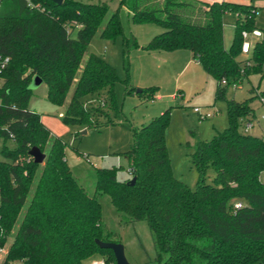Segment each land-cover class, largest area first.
<instances>
[{"label":"trees","instance_id":"1","mask_svg":"<svg viewBox=\"0 0 264 264\" xmlns=\"http://www.w3.org/2000/svg\"><path fill=\"white\" fill-rule=\"evenodd\" d=\"M122 7L134 23H155L164 29L143 46L145 50H191L216 78L217 99H226L231 83H241L251 73L264 74V36L253 43L246 59L250 64L240 58L243 31L258 28L255 4L120 0L111 13L106 2L0 0V61L9 57L0 71V137L5 140L0 159V244H10L7 260L84 264L85 258L100 253L104 264H117L113 250L96 242L120 241L103 225L97 194H107L122 222L148 223L157 257L144 264H264V136L242 130L243 122L255 114L250 103L254 97L228 99V126L212 140L197 142L191 154L199 172L196 188L173 173L167 109L133 129L126 157L135 168V184L129 182L132 178L120 180L117 167H98L95 196L74 177L65 157L67 143L44 125L42 113L29 107L35 76L47 84L48 98L56 105L65 104L77 79L64 120L86 127L114 123L111 118L100 122L83 98L103 90L111 93L119 79L116 68L96 53L82 61L97 34L111 40L124 35ZM232 10L237 12L236 32L227 49L224 16ZM124 42L129 39L124 37ZM254 92L264 104V90ZM33 146L46 153L44 164L34 162L29 153ZM209 166L215 170L213 183L207 182ZM237 202L242 206L236 207Z\"/></svg>","mask_w":264,"mask_h":264},{"label":"rangeland","instance_id":"2","mask_svg":"<svg viewBox=\"0 0 264 264\" xmlns=\"http://www.w3.org/2000/svg\"><path fill=\"white\" fill-rule=\"evenodd\" d=\"M83 1L106 2L110 5L111 13L120 7V0ZM220 1L257 5L259 10L255 16V23L256 27L262 30L263 35L256 37L251 34L250 40L255 42L263 38L264 0ZM120 12L124 35L111 40L97 34L90 42L82 61L84 64L90 53H96L116 68L119 79L115 82L111 93L103 90L83 98L85 105L92 108L100 122L103 123L111 118L114 123L101 127H86L69 124L64 120V112L73 95L77 79L64 105H56L49 100L46 83L36 85L33 81L29 107L42 113L44 125L54 136L60 137L67 143L66 160L74 177L90 196L96 195L98 167H117L120 180L132 178L128 171L131 162L126 157V152L133 145V129L170 109L166 141L173 173L194 189L199 172L192 163V151L198 141L212 140L218 131L228 126V99L243 101L254 97L250 103L256 113L251 118L254 125L248 133L262 134L259 122L264 124L262 117L264 104L254 90H264V74L251 73L241 83H231L228 86L226 99H217L216 78L209 75L196 60H192L191 50L178 49L179 54H173L171 57L149 56L142 48L135 46L134 42H148L149 38L164 29L155 23H134L130 11L125 7H122ZM224 21V42L229 49L236 32L237 12L233 10L227 12ZM124 37L129 39L128 44L124 42ZM249 56L250 54H241L243 64H246ZM150 89H155V92L152 93ZM178 91L180 94L175 97ZM195 107H200L203 111H211L213 114L211 117L202 118L195 111ZM106 112L108 115L103 116ZM245 123L246 121L242 124V130ZM4 143L5 140L0 137V159L4 158L1 153ZM7 144L12 145V140H8ZM42 163L44 164L45 161ZM206 174L207 182L213 183L215 170L212 166L207 168ZM97 198L102 204L105 231L112 238L123 243L128 260L132 264L155 261L157 248L148 223L145 220L122 222L120 213L112 204L109 195L97 194ZM103 257L102 254L95 253L85 258L83 263L100 264L104 261ZM17 263L22 264L20 261Z\"/></svg>","mask_w":264,"mask_h":264},{"label":"built area","instance_id":"3","mask_svg":"<svg viewBox=\"0 0 264 264\" xmlns=\"http://www.w3.org/2000/svg\"><path fill=\"white\" fill-rule=\"evenodd\" d=\"M253 34L255 35L256 37H260L263 35V32L261 29L259 28H255L253 31H247V30H244L243 31V37H244V42H243V45H242V51H243V54H250L251 52V49H252V46H253V43L251 40H250V35ZM9 61V57H5L3 58L1 61H0V71L6 66V64L8 63ZM251 62L249 60L246 61V64H250ZM223 83H226V80H223ZM0 84H1V80H0ZM263 101V100H262ZM195 111L198 112V114H200V116L202 118H208L210 116H212V112L210 111H203L200 107H195ZM253 126L252 122L251 121H247L244 125V132H248V130ZM128 171L130 172L131 175H133L134 171H135V168L134 166H131ZM241 207L242 206V203L241 202H237L236 203V207ZM9 243H6V244H3L1 245L0 244V264H20V263H17V262H9L7 260V255H8V252H9ZM100 264H104V261H101Z\"/></svg>","mask_w":264,"mask_h":264},{"label":"water","instance_id":"4","mask_svg":"<svg viewBox=\"0 0 264 264\" xmlns=\"http://www.w3.org/2000/svg\"><path fill=\"white\" fill-rule=\"evenodd\" d=\"M53 1L56 2L57 4H62L64 0H53ZM33 81L36 85H40L43 83V79L40 78L39 76H35ZM29 153L33 157L35 163L44 162L47 156L46 153L43 152L39 146H33L30 149ZM136 179H137L136 176H133L129 182L131 184H135ZM96 242L101 248H109L113 250L117 260V264H132L127 258L125 246L123 245V243L115 242V241H105L100 238H96Z\"/></svg>","mask_w":264,"mask_h":264},{"label":"crops","instance_id":"5","mask_svg":"<svg viewBox=\"0 0 264 264\" xmlns=\"http://www.w3.org/2000/svg\"><path fill=\"white\" fill-rule=\"evenodd\" d=\"M202 1H207V2H213V1H216V0H202ZM220 1V0H219ZM153 35V34H152ZM156 35V34H155ZM154 35V36H155ZM153 37V36H152ZM152 37L151 38H149V40H148V42L152 39ZM148 42H144V43H139V47L138 48H142V50H144V52H146L149 56H153V57H156L157 56V58L159 57L160 58V56H162V57H164V56H169V57H171L173 54H176V55H178L179 53L178 52H180L179 50H173V51H167V50H163V51H157V52H149V51H147V50H145L144 48H143V46L145 45V44H147ZM191 56H192V60L194 59V60H196L195 59V57H194V55H193V53H192V51H191ZM167 58V57H166ZM165 58V59H166ZM196 62H198L197 60H196ZM199 63V62H198ZM200 64V63H199ZM216 88H217V85H216ZM180 94V92L178 91V93H176L174 96L175 97H177L178 95ZM263 103V102H262ZM211 112V111H210ZM254 112H255V110H254ZM256 113V112H255ZM213 114V113H212ZM254 116H255V114H254ZM211 117V116H210ZM262 117H263V119H264V114L262 115ZM246 122L247 121H251L252 122V124L254 125V121H253V119H248V120H245ZM244 121V122H245ZM259 124H260V129H261V131H262V134H254V135H258V136H264V124L263 123H260L259 122ZM253 127V126H252Z\"/></svg>","mask_w":264,"mask_h":264},{"label":"clouds","instance_id":"6","mask_svg":"<svg viewBox=\"0 0 264 264\" xmlns=\"http://www.w3.org/2000/svg\"><path fill=\"white\" fill-rule=\"evenodd\" d=\"M239 207V206H238Z\"/></svg>","mask_w":264,"mask_h":264}]
</instances>
